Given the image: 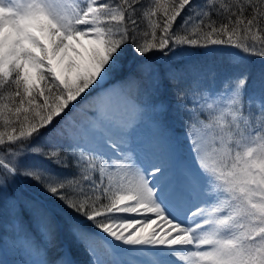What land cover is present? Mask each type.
<instances>
[{"label":"snow or ice","instance_id":"obj_1","mask_svg":"<svg viewBox=\"0 0 264 264\" xmlns=\"http://www.w3.org/2000/svg\"><path fill=\"white\" fill-rule=\"evenodd\" d=\"M5 237L11 264H264V0H0Z\"/></svg>","mask_w":264,"mask_h":264},{"label":"rangeland","instance_id":"obj_2","mask_svg":"<svg viewBox=\"0 0 264 264\" xmlns=\"http://www.w3.org/2000/svg\"><path fill=\"white\" fill-rule=\"evenodd\" d=\"M255 67L259 68V66L257 67V65ZM172 124H173L175 134L177 136L181 137V140H182L181 147L186 149L188 141L186 139H184L185 129H184L183 125L179 121H173ZM7 242H8L7 237H5V240L3 242H0V259H7L11 264V262L16 260L17 257L10 251L5 252V245L7 244ZM77 259H79L83 264V262H86V260H87V255L83 252H80L78 254Z\"/></svg>","mask_w":264,"mask_h":264},{"label":"trees","instance_id":"obj_3","mask_svg":"<svg viewBox=\"0 0 264 264\" xmlns=\"http://www.w3.org/2000/svg\"><path fill=\"white\" fill-rule=\"evenodd\" d=\"M259 66V64H257V67Z\"/></svg>","mask_w":264,"mask_h":264}]
</instances>
